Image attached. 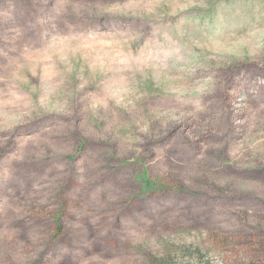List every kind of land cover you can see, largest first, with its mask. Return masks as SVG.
Wrapping results in <instances>:
<instances>
[{
    "label": "rangeland",
    "instance_id": "1",
    "mask_svg": "<svg viewBox=\"0 0 264 264\" xmlns=\"http://www.w3.org/2000/svg\"><path fill=\"white\" fill-rule=\"evenodd\" d=\"M0 264H264V0H0Z\"/></svg>",
    "mask_w": 264,
    "mask_h": 264
},
{
    "label": "trees",
    "instance_id": "2",
    "mask_svg": "<svg viewBox=\"0 0 264 264\" xmlns=\"http://www.w3.org/2000/svg\"><path fill=\"white\" fill-rule=\"evenodd\" d=\"M58 228L60 229V226H58Z\"/></svg>",
    "mask_w": 264,
    "mask_h": 264
}]
</instances>
